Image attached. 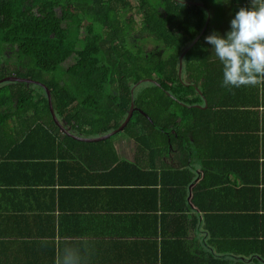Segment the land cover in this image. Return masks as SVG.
Here are the masks:
<instances>
[{
    "label": "crops",
    "instance_id": "0c3cea01",
    "mask_svg": "<svg viewBox=\"0 0 264 264\" xmlns=\"http://www.w3.org/2000/svg\"><path fill=\"white\" fill-rule=\"evenodd\" d=\"M204 1L207 35L225 34L249 6ZM203 44L208 97L198 108L206 112L166 156L138 153L120 132L110 164L81 167L38 142L0 147V264H264V82L224 87L222 65ZM3 121L14 127L3 140L25 123Z\"/></svg>",
    "mask_w": 264,
    "mask_h": 264
},
{
    "label": "trees",
    "instance_id": "16d2710c",
    "mask_svg": "<svg viewBox=\"0 0 264 264\" xmlns=\"http://www.w3.org/2000/svg\"><path fill=\"white\" fill-rule=\"evenodd\" d=\"M209 17L204 0H0V81L16 76L45 85L59 121L83 137L118 128L135 103L134 117L120 133L135 138L138 153L164 157L170 146L194 135L206 112L198 107L208 97L203 43L209 26L185 56L182 80L179 68L181 55ZM133 37L137 51L129 45ZM142 38L157 42L155 48L163 50L159 59L157 49L147 50ZM5 46L16 48V62L9 67L2 66ZM146 80L152 83L133 94ZM4 119L25 120L15 139L0 136V147L7 150L28 151L38 142L81 167L94 160L110 164L111 156L118 161L116 135L84 142L61 132L40 87L1 85L0 135L14 131ZM166 243L163 238L161 248Z\"/></svg>",
    "mask_w": 264,
    "mask_h": 264
},
{
    "label": "clouds",
    "instance_id": "9594fccd",
    "mask_svg": "<svg viewBox=\"0 0 264 264\" xmlns=\"http://www.w3.org/2000/svg\"><path fill=\"white\" fill-rule=\"evenodd\" d=\"M222 65L223 86L240 88L264 82V0H249L225 34L205 36Z\"/></svg>",
    "mask_w": 264,
    "mask_h": 264
},
{
    "label": "water",
    "instance_id": "95a60500",
    "mask_svg": "<svg viewBox=\"0 0 264 264\" xmlns=\"http://www.w3.org/2000/svg\"><path fill=\"white\" fill-rule=\"evenodd\" d=\"M184 3H187L190 6L204 7V5L199 3V2H184ZM209 21H210V19H208V21L206 23V26L204 27V30L201 32V34L190 44V46L183 52V54L180 57V68H179V78H180V80H182L183 60H184L186 54L188 53V51L192 47H194L198 43V41L201 39V37L203 36L204 32L206 31V29L208 27ZM16 83L25 84V85H28V86L29 85H33V86L42 88L45 91L46 95H47L48 104H49V108H50L53 120L60 127V129L63 131V133H65L66 135H68L70 137H73V138H76L78 140L85 141V142L102 141V140L108 139L111 136L123 131L125 129V127L127 126L128 122L131 119H133L134 114L136 112V106H135V103H133V106H131V110H130L128 116L126 117V119L121 123V125L118 128L113 129L112 131H110V132H108L106 134L100 135V136L83 137V136L75 135L61 121H59L58 117L55 114V110H54V106H53V100H52V93L45 85H43V84H41L39 82H35V81H32V80H29V78H20V77H16V76H10V77L3 78V80L0 81V86L4 85V84H16ZM147 83H152V81L146 80V81L141 82L134 89L133 94H135V91L139 87H141L142 85L147 84Z\"/></svg>",
    "mask_w": 264,
    "mask_h": 264
},
{
    "label": "rangeland",
    "instance_id": "374dc122",
    "mask_svg": "<svg viewBox=\"0 0 264 264\" xmlns=\"http://www.w3.org/2000/svg\"><path fill=\"white\" fill-rule=\"evenodd\" d=\"M142 37H144L143 35H142ZM141 41H143L142 42V44H143V46H145V48L148 50V49H154L155 47H156V41L154 40V39H152V38H148V39H144V38H142L141 39ZM136 42H138L137 41V38L136 37H133V38H130V40H129V45L131 46V48H133L135 51H137V50H139V46H137V45H135V43ZM155 44H154V43ZM140 45V44H139ZM155 49H157V53H156V58L157 59H159L160 57H161V54L163 53V50L162 49H160V48H155ZM0 57H1V52H0ZM3 58H4V60H5V62H4V60H3V64H2V66L4 67V66H7V67H9V63L10 64H12L11 63V61L12 62H16V48H14V47H10V46H5L4 47V56H3ZM25 64L26 65H28V63L27 62H25ZM27 69V68H26ZM11 72V71H10ZM6 78V77H5Z\"/></svg>",
    "mask_w": 264,
    "mask_h": 264
}]
</instances>
